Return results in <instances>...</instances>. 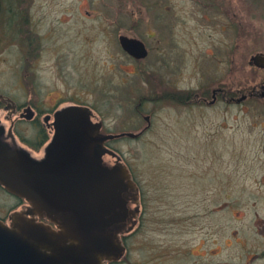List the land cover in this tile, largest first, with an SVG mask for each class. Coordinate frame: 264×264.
<instances>
[{
    "label": "rangeland",
    "instance_id": "1",
    "mask_svg": "<svg viewBox=\"0 0 264 264\" xmlns=\"http://www.w3.org/2000/svg\"><path fill=\"white\" fill-rule=\"evenodd\" d=\"M212 1L0 0V91L26 99L39 86L43 95H75L99 114L105 133L141 131L150 115L140 136L111 139L150 203L147 213L155 221L180 215L182 207L192 213V203L180 199L202 198L207 191L188 183L210 169L217 211L201 217V230L213 225L218 261L246 264L264 250V68L249 63L264 52V0H215L223 9ZM227 21L232 28L224 30ZM123 31L143 39L147 56L125 52ZM196 85L209 98L217 86L248 96L200 107L173 96ZM177 176L182 188L162 184ZM7 201L0 191V208ZM223 201L227 210L218 205ZM151 230L138 263L164 237L179 241L172 229L154 223ZM131 257L128 248L113 264H130Z\"/></svg>",
    "mask_w": 264,
    "mask_h": 264
},
{
    "label": "flooded vegetation",
    "instance_id": "2",
    "mask_svg": "<svg viewBox=\"0 0 264 264\" xmlns=\"http://www.w3.org/2000/svg\"><path fill=\"white\" fill-rule=\"evenodd\" d=\"M212 5L218 6V3L214 0ZM218 7L219 9L225 8ZM86 13L89 14V11L87 10ZM223 28L224 30L231 29V22H225ZM166 29L168 28L166 27ZM122 35L141 39L133 31H123L118 33L119 42ZM141 40L143 41V39ZM144 44L146 45L145 42ZM146 48L148 49L147 45ZM125 52L133 59L139 60L126 50ZM22 85L25 88L24 80ZM198 87L197 85L193 87L191 93L187 92L185 94L184 91H176V94L181 95H172L178 100L186 101L188 105H198V107L204 104L212 105L219 98L233 102L240 97L237 94L234 95L225 86H217L211 89V98H209L206 95L201 96ZM238 91L243 92L242 89H237L236 92ZM170 93L174 92H166L168 99L172 97ZM31 94V97L27 96L26 99H22L0 91V95L4 96L0 97V146L10 155L11 163L18 167L21 185V193L17 194L8 190L5 184L0 183V191L8 200L0 208V219L10 224L13 217L17 215L36 218L39 222L48 223L57 228L46 210L40 207L38 203H48L53 195L52 189L67 185L72 180L85 176L88 173L86 169H89V167L94 170L98 177H102L104 168L113 166L117 161V156L99 150V143L92 144L89 148L88 137L85 136V133H82V128L68 127L69 119L60 118L61 112L69 106H87L91 109L90 121L94 124L101 122L99 132L104 134V123L99 120V114L82 98L75 95L68 98L66 95H61V93L57 96L53 93L43 95L39 86H34ZM242 95L248 96V93L244 92ZM186 98L187 100H185ZM75 121L79 122V120ZM112 140L104 141L103 146L112 148ZM89 154L92 159H88ZM7 167L4 158L0 156V173L6 172ZM129 169L136 181L133 171L130 167ZM169 177L171 178V176ZM177 177L178 179L181 177L177 182L169 179L162 182V184L171 187L176 183L175 187L182 188L185 186V182L182 181L183 176ZM195 179L196 181L193 180L188 185H191L195 192L201 189L207 192L203 193V197L199 198L198 201L180 199V202L189 201L192 203L193 206L190 209L192 213L186 215L184 213L185 208L182 207L185 204H182L180 205L182 207L181 213H178L180 215L176 217L170 215L169 219L163 221H155L152 219V214L147 213L150 203L149 201L145 203V199L141 197V187L136 181L139 187V197L137 199L129 198L126 203L127 223L121 235L126 250L129 248L132 253L130 264H233L226 259L218 261L217 256L220 251L217 249L216 232L213 225L204 223V230H201L200 225L201 217H211L217 211L214 187L215 173L210 172L209 169L207 173L205 172L203 175L200 173ZM201 204L203 213L201 212ZM218 205L222 210H227L229 203L223 201ZM52 217L56 218V215L53 214ZM154 223L156 228H160L166 233L169 232L168 229H172L176 233V240L179 241L175 242L171 237H164L158 244L153 245L154 252H151L149 256L142 259L141 263H138V248L145 247L147 242L151 243L148 232ZM152 231L153 229L150 232ZM201 234L202 237H200ZM185 235L187 236L185 237ZM238 242L241 243L237 240ZM224 243L226 245L227 241L225 240ZM258 259H264V250L256 251L248 257L246 264ZM119 261L109 262L108 264Z\"/></svg>",
    "mask_w": 264,
    "mask_h": 264
},
{
    "label": "water",
    "instance_id": "3",
    "mask_svg": "<svg viewBox=\"0 0 264 264\" xmlns=\"http://www.w3.org/2000/svg\"><path fill=\"white\" fill-rule=\"evenodd\" d=\"M120 42L137 58L148 54L146 45L139 38L122 35ZM249 63L264 68V52L252 55ZM260 95L264 97V85ZM246 97L242 95L236 101ZM90 112L87 106L72 105L61 112L60 118L69 119L68 127L82 128V133L88 137L89 148L99 143V150L116 155V163L106 166L102 177L89 167L85 176L52 189L48 203H38L57 228L36 218L16 215L10 224L0 219V264H108L124 256L126 245L121 235L127 223L126 203L129 198L139 197V187L122 156L103 146V142L125 135L140 136L150 125V115H146L149 123L141 131L102 134L99 132L101 122L92 123ZM0 156L8 165L7 171L0 173V183L20 194L18 167L11 163L10 155L1 146ZM88 159H92L90 154Z\"/></svg>",
    "mask_w": 264,
    "mask_h": 264
}]
</instances>
